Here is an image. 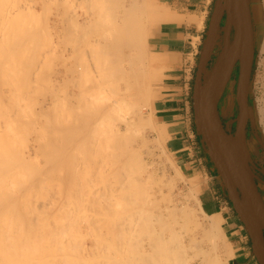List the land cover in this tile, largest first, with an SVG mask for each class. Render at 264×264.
Here are the masks:
<instances>
[{
    "label": "rangeland",
    "instance_id": "rangeland-1",
    "mask_svg": "<svg viewBox=\"0 0 264 264\" xmlns=\"http://www.w3.org/2000/svg\"><path fill=\"white\" fill-rule=\"evenodd\" d=\"M142 1H144V0H142ZM145 1H147V0H145ZM262 1H263V5H262V7H263L264 6V0H262ZM147 2L150 5L155 6V10H163L164 12H166L170 18V19H168V21H166V20L155 21L154 23H152L150 25V29L148 31V38H147V45H146L145 52H146L147 60H149L148 62L151 63V65H149L148 71L150 73H152L151 71H153V69H154L153 75L155 78H154L153 83H152V94L154 96L153 97V102H154V99L156 98L157 92L159 91L158 88L162 85V82L164 79V73L168 69L167 65H165L163 67L162 65L154 64V61L155 62L160 61V59L162 60V57H163V59L167 60V57H165L164 55L156 53V51L153 48V40L156 37L157 33L161 30V28L167 29L168 27H172V26H168V24L171 22H174L175 20L176 21H179V20L180 21H183V20L187 21V20H190L191 18H194L195 20H203V27L200 29L196 24L179 25V28L181 27L182 30L186 29L189 32L192 31V33L194 34L193 38H192V42H193L192 45L194 46L195 50H197L199 53L196 56H193L191 58H192V62H193V69H192L193 70V80L197 81L196 80L197 73L201 69H203L202 66H204L202 64H204L205 57H202V56L207 54L208 49L211 46V44L208 43V40L210 38L213 41V39H215V37L218 35V33H220L219 32V26H220L219 23H220V20H222L221 18H222V15H224V11L221 9L220 0H191L190 1V4H191L190 7H186L184 10H178L174 4V0H148ZM250 7L252 10V25H253V28L255 30L253 36H254V43H255V49H256V57L254 59L255 61H254V66H253V72H252V78H251V84H250V93H249V99H250L249 104H250V108H251V119H250V121H253V123L256 126H258L257 132L258 133L260 132L259 136H261V134L263 133V130H264V125H263L264 119L259 118L262 115L259 112V110H260V107L262 108V106L264 105V102H263L264 101V66L259 64V56L258 55H259V49H260L259 46L261 45V43H262L261 41L264 38V34H263L264 33V24H258L259 21H257V19L255 18V9H257L256 8L257 5H256V3H254L253 0L251 1ZM98 8L100 9V13H101V10H102V12H104L106 10V0H70V2H68L66 5H64L63 0H1L0 1V16H1L0 17V23L2 22L1 24L3 26L1 24L0 25L3 27V29H4L5 25H7V27L10 26L8 24L4 25V23H6V21L9 24H11L10 22H13V23L16 22L15 24H13L14 28L9 29L11 31H7V33L4 32L0 26V36H1V39H0V95L1 96H0V98L2 97V102L0 101V139L1 138L5 139L4 141L2 140L5 143L6 138H7V140H9L8 137H10V139H12V137L15 138V136H18L16 139H13L16 141H15V144L12 146V148H11L10 144L7 145V147L10 146V151L13 150L14 152L17 151V153L18 152L20 153V154L19 153L14 154L12 152V155L13 154H14V156L20 155V156H22L21 158L23 159V163H21V161H22L21 158L15 157L16 161L18 160L17 158H19V160H21V161L18 160L19 162L17 161V163L20 165V167L22 164V167L20 169L18 168L19 169L18 170L16 168L17 167L16 166L15 168L18 171L14 168V170L17 173V174H14V177L20 179L23 175H26V176L31 175L29 178H27V179H29V182L27 180L28 183H26V181H24L25 186L23 185L24 183L22 181L23 186L22 185L21 186L24 187L23 189L19 185L21 187L22 191L19 190V192L17 191L18 193H16L15 191H12V190H15V187H17L18 185L15 186L13 184L15 182H16L15 184H17V182L19 183V181H18L19 179L15 178L17 180L16 181L13 177V180H15V182L11 181L12 178L10 180V177H11L10 175L14 171L12 172V168H11V171H9V168L7 166H5L7 164L4 163V165H3V163L0 162V164L2 163L3 167L1 165L0 166L3 168V170H4V166H5V168L8 169L9 172H11V174H10L7 170H4V173L6 174V172H8L7 175L10 176L9 179L7 177H5L4 179L10 180V182L13 183V184L11 183L12 187L15 186L14 189L9 188L6 190H9V192L13 193L12 194L13 196L15 194L17 195V196L15 195L16 197H13L12 200H10V202H8V205L10 204L12 206V209L14 208L13 207L14 205H15V209H16V207L19 208V210H21V212H22V213L21 212L20 213L22 215L24 214L25 216H27V217H25L26 220L24 219L25 221H27L28 220L27 218H29V220L31 219V222H32L33 221L32 218H33V219H35L34 220L35 222H38L39 226H40V224H42L41 225L42 227L40 226L39 229L45 230L43 232V234L49 233V235L52 236L51 233H54L55 231H60V230L62 231L63 230L61 232V235H62V233H65V231H66V233L64 235H62L63 237L60 235L62 238H61V240H59L60 243L59 242L58 243L60 245H58V246H56V245L54 246L55 243H52L53 245H51L50 242H51V240H53V237L49 242V239L47 240V238H49L50 236L48 235L49 236L48 237L47 235H45V237L47 236V238L45 239V242L47 240L48 241L47 243L48 244L50 243V246H47L48 244H46L45 251L43 248L39 247L45 243L44 241H42L41 245L39 244V246H38L40 248V251H42V252H40V251L36 252V250H31L32 249V247H31V249H30L31 251H35L38 254V256H40V257L42 256L41 258H39L37 256L34 257L35 254L33 252V254H34V255L32 254L33 258L32 257H29V258H32L31 261L34 262V264H37L39 262L42 263L44 261H45V264H47L46 260H49L47 262H52L54 260L57 263H59V261H60V264H67L64 262H66L68 260H69L68 264H72V263H70V261H72V262L75 261L76 263L81 262L80 264H126V263H128L126 261V258L128 256L127 254H132L133 251L134 252L138 251V248L135 249L136 248L135 246L138 247V245H136V243H138L137 241H139L138 240L139 236H140V238L143 236L142 231L144 229V224H143L144 222L142 223L141 221H140V223H142L141 224L142 228L140 227V223H139L138 224L139 226L137 225L136 227H134V229L132 228L133 230L131 229L132 231H134L133 233H131L132 231L130 233L128 232L129 234L127 232L124 233V230L122 228V225L125 223V218L128 217L126 214H129V211L132 212V210L134 208L137 210L140 207V205L137 204L138 198L136 197V195H138V197H140L139 196L140 193L138 191L139 190L141 191V189L137 188L138 191L136 192L137 186H134L135 182L133 181V179H135V180H141L142 179L141 181H143V182H145L147 179L148 181H146V183H145V184H147L145 188H148L149 190L147 189L148 191H146V190L145 191L148 192L147 194H149V195H151L152 192L153 193L157 192L159 197H160V194H159L160 186H162L161 188H163L164 182L168 183V180L170 179L169 185L165 183L166 186L164 187V189H160V191H162L163 194L164 193L169 194L167 192H169L172 189L173 193H171V191H170V193L171 194L175 193L176 197H177L176 199H178L180 196V195L177 196V194L181 193L179 200L181 199L182 202H184V203L186 202L187 204L189 203L188 205L192 206V203L194 205V200L192 199L193 197H192L191 193L189 192V189L191 187L190 183L195 181L196 188H198L197 196H198V198H200L202 191L204 189V185L206 184V179L204 177H202L201 174H203V173L209 174L210 169L214 168L212 161L208 158L207 153L205 151V148L202 145L201 137H199V136L194 137V140L196 142V145H195L196 149L194 150V152H195V157L197 156V159H196L197 162H196V165L194 167L188 166V165L184 164L183 162L178 161L172 154H170L167 151V149L165 148V138L163 136L164 130H163V128H160L161 126L158 124V122L155 118L154 109L150 108L148 106H147V108H145V111H146L145 114H147L146 117H150V115H151V118L153 119V122H154V128L155 129H151L152 127L149 129L145 128V131H146L145 136L148 138L147 144H149L148 145L149 149L152 146V144H153V146L151 147L150 150L146 147H142V146L140 147L139 146L138 149H140V150L147 149V151H145V150L139 151L141 153H138V154L139 155L141 154V157H139L137 154L136 155L139 158L138 161L139 160H141V162L146 161V164H147L146 166H148L150 164H152V165L146 167L147 170L145 172V169H144L145 163L139 162L140 166L144 167V168L142 167L144 169L143 170L139 166V164L137 163L138 161H135L136 163L134 162V164H138V167H140V170H143L144 172L138 171L139 170L138 169L137 172L135 171L136 176H134V178H133L132 174H134L133 170H135L133 168L136 165H134L133 163L130 162V166L133 168L131 169V167H129V170L130 169L131 170H130V172L128 170V176H127L128 178H126L127 180H125L126 181L125 186L123 184H120V181H119L120 179L118 180V177H120V174H119L120 170L117 168L120 166L118 165L117 168H114L115 163L118 162L117 161L118 158L114 156L116 158V159L115 158L114 159L117 162H115V163L112 162L114 165L113 164L111 166L108 165V164H111L110 160L112 158L110 159V155L107 152H108V150L110 151V149H111L112 153H113V151L117 149V147H115V143H117V142L114 143L115 148H112V145H113L112 143L111 144L107 143V144H109V145H107V147H109V149H107V151L105 153H107V155H109L110 160H108V158H106V155H104V156H103V154L101 155V152L104 153L103 152L104 150L99 151L101 149V146H100L101 144L98 145L99 143H97V142H100V140L97 141L98 140V137H97L98 134L95 131H93L94 132L93 136H96V137H94V140L97 139L96 142L91 139L93 136L90 134V136H92V137L89 139H90V142L92 141V143H89V144L87 143L88 145L86 144V147L88 146L90 150L92 148L94 149V150H91L93 154H89V155H91V157H93L92 155H94L95 150H96L95 154L99 155V153H100L101 157L96 156V158H95V155H94L93 158H95V160L93 158L91 159V157H88L89 152L85 153V150H83V152L85 153L84 154L83 152H81V150L80 151H74L73 148H69V150L71 149L72 151L70 150L69 151L70 153L67 152V154H60L59 151L57 154L51 153L50 150L45 151V148H44V153L45 152L51 153V155L49 157H48V154L43 155L42 157L40 156V155H42V154H40L41 153L40 150L43 151V148H41V147H44V146H42V144L44 142H45L44 144H46V142L49 143L48 141H50V143H51V141H54V138L53 139L51 138L52 135L53 136L58 135V130H56V129H58V127L60 125L59 124L57 126V124L60 123L59 122L60 121L59 112H60V117L62 116V114H61L62 113V108H61L62 104H59V103H61V101H62L61 99H63V84L68 83L67 84L68 88L69 89L72 88V83L70 82L72 76H69V78H67V80H66L67 82L62 81V69H63L62 68L63 67L62 66V64H63L62 60L63 59H62V50L61 49L67 47V49H68L67 53H69L70 51L71 52L69 54H67V53L66 54L68 56L71 55L74 57L77 56V54L74 52L77 50L74 49L73 44H72V46L69 44V40H68L69 46L66 45L67 42H66V44H63V42H61L62 41L61 23H63V20L66 17H68L67 23H69V25L72 27L73 26L72 23L74 22V20H77L74 17H76V15L77 16L78 15L84 16L85 13H86L85 15L91 16V23H92V21L97 20L98 16L100 15V13L98 14V12H99ZM10 13L14 14V15H12V17H14L13 19H15L14 21L13 20L9 21L11 18L5 19V16H6V18H8L7 15ZM4 14H6V15H4ZM3 16H4V20H6V21H3ZM9 17H11V16H9ZM171 20H174V21H171ZM80 21L82 22V19H80ZM160 25H163V26H160ZM91 26L92 25L87 26V27H91ZM8 28H10V27H8ZM155 28H157V29H155ZM5 29H7V28H5ZM26 31L28 32V34H26ZM29 31H30V33H29ZM208 31H209V33H207ZM8 32H9V34H8ZM10 34H11V36L12 35H14V36L8 37ZM201 34H203L204 37L200 39L197 37V35H201ZM6 35H8V36H6ZM24 35H25V37H24ZM15 36L17 38H18V36H20L18 38L19 41H17L18 43H16V37ZM21 36L25 39H21L22 38ZM13 37H15V39ZM9 38H11L10 42H12V40L14 39L13 42L15 43V45H14V43L12 44L10 42L6 43L7 41L10 40ZM5 40H6V42H5ZM20 40L23 42H21ZM19 42H21V43H19ZM9 43L12 45V47L9 46ZM19 44H20V46H19ZM64 45H66V46H64ZM18 50H19V52H18ZM47 55H48V57H47ZM71 56L70 57L66 56L67 63L69 65L71 63L70 67L73 66V64H72L73 62H75V64H76V58H77L76 57L75 60H73L74 57L72 58ZM68 59H69V61H68ZM200 60H203V62H201ZM196 84L197 83H195V86H196ZM236 86L237 85L235 84V82H232L229 84L228 88L226 89L225 96L219 104V114L222 118L223 123L226 126V129L231 134L235 133L236 118H237L238 112H239L238 104L236 101ZM17 95L20 98V100H21V97H23V96L25 99L23 98V101H19V98H18V102H16L14 97L16 98ZM28 96L34 97V98L29 97L30 99H28ZM9 97H11V99H14V100H11ZM58 97H59V99H58ZM6 98H7L8 102H6L7 101ZM83 102H90L91 103V100H87V101H83ZM32 103H33L34 107L32 106ZM15 108H17V109L14 110ZM15 111L19 112V113L17 114ZM13 112L17 114V121L18 122H20V123L22 122V123H24V125L27 124L28 126H30V124H31L32 130H30V131L27 130L28 132L22 133L21 131L25 130V128H27L26 127L27 125L23 129L24 125L21 124L22 128L21 127L20 128L23 130L20 131L22 133V135L20 134V136H19L18 135L19 133L15 132L17 129V128L15 129L17 122L15 121L16 116L14 115ZM54 112H55L56 117L53 115ZM13 115H14V117H13ZM52 116H54L55 119L59 118V121L58 120L56 121L55 119H53ZM260 119H262V120H260ZM54 120H55V122H54ZM18 125H19V123H18ZM52 125H53V127H52ZM46 129H47L48 134L45 133ZM51 129L54 130V132ZM147 129L151 130V131H147ZM18 130H20V129L18 128ZM32 131L34 132V134ZM43 131H45L44 133L49 136L48 138L44 137L45 134L43 133ZM98 131H99V129H98ZM101 131H103V130H101ZM161 131H162V134H160ZM49 132H51V134ZM90 132H91V129H90ZM103 133H102V136H103ZM49 134L51 135V137ZM102 136L100 138H102ZM161 136H162V139H161ZM109 137L110 136H108V134H107V137H105V140H106V138H109ZM261 137L263 139L264 135L262 134ZM58 138H57V140H58ZM249 138H247V146H249V142H250V147H251L253 144V140H255L256 138H254V135H252L250 132H249ZM110 139H108V141ZM154 139L156 142L154 141ZM13 140H12L11 144L14 143ZM122 140L124 141V139H122ZM132 140H135V139L132 138ZM9 141H7V144L9 143ZM41 141L43 143H41ZM62 142L63 141H56V138H55V143L52 142L53 147H51L52 145H50L52 152L54 151L53 148H55L57 145H58L57 147L59 148L60 147L59 144H61ZM105 142H107V141H105ZM105 142H104V144H105ZM110 142H112V140H110ZM130 142L132 144L130 143V145H129V143H128V145H127V142L124 141V144L127 145V146L124 145V148L127 149V147H128V149H131L132 146L136 145L135 141H134L135 143L132 142L131 140H130ZM4 143H1L0 146L2 144L5 146ZM94 144H95V146H94ZM156 144H158V145H156ZM3 145L1 146V147H3V149L0 147V150L2 149L0 151L1 152L0 154L2 155V151L4 150L3 155L5 154V158H8V157H10V152H7V154H6L5 149L7 147L5 146V149H4ZM45 146H47V145H45ZM48 147H49V144H48ZM57 147L55 148V150H57ZM63 149H61V151H64V150L68 151L66 149H64V150ZM76 149L78 150V148H76ZM59 150H60V148H59ZM247 150H248V147H247ZM86 151H88V150H86ZM118 151H120V150L115 151L116 154H118L117 153ZM148 151H150V153H148L149 155L147 156ZM75 152H79V153L76 154ZM128 152H129V150L127 151L126 154L130 153L129 156L131 155V158L136 156V155H134L133 151L129 152V153ZM80 153H81L80 157L83 158V160H85V161L82 160L83 162H80L81 161V158L79 157ZM131 153L134 156H132ZM142 153L143 154L145 153L146 156H145V154L143 156ZM64 155L65 156L68 155V156L65 157ZM71 155L74 157H72ZM113 155H115V153ZM113 155H111V156H113ZM63 156H64V158H63ZM75 156H78V158ZM85 157H86V159H84ZM75 158L78 160H76ZM79 158H80V160H79ZM98 158L99 159L106 158V161L108 160L107 161L108 166L105 164V162L103 160L101 161ZM2 159H0V160H2ZM9 159L10 158H8V160ZM12 159H14V158H12ZM56 159L58 161L61 159L59 161V163L61 161H63V164L60 165L62 162L60 164L58 163V161L55 162ZM73 159H75V161H79V163H82V164H80V166H79V164H77V162H75ZM129 159H130V157H129ZM8 160H5L4 162H6V161L8 162ZM64 160H66V161H64ZM67 160H69V161H67ZM121 160H120V162L122 165ZM10 161L12 164L13 160L10 159ZM64 162H66V164ZM123 162H124V164L128 163L125 160ZM17 163L15 162L16 165H18ZM56 163H58V164H56ZM8 164H10V163H8ZM64 164H65V167H64ZM131 164H133V165H131ZM30 165L36 166V169H33L31 171L30 169H32V168H29ZM53 165H56V166L59 165V166H58V168H56V167L54 168ZM11 166L13 167V165H11ZM101 166H103V167H101ZM1 167H0V170H1ZM49 167L50 168L53 167L54 171L50 172L49 169H47ZM106 167H107V169H106ZM44 168L49 171V174L50 173L52 174L51 175L52 177H50L48 175L50 177V179H48L49 177L47 179H45L46 178L45 175H47V174L44 173V171H43ZM112 168L116 169V170H113ZM127 168H128V166H127ZM255 168H256V166H255ZM91 169H94V170H91ZM152 170H153V172H157V173L156 174L153 173ZM163 171H164V173H163ZM2 173H3V171H2ZM42 173H44V175ZM46 173H48V172H46ZM96 173H98V174H96ZM116 173L119 175H117ZM146 173H148V174H146ZM255 173L259 177L257 170L255 171ZM5 174L3 175V177L5 176ZM20 174L22 175L21 177L19 176ZM36 174H39V176H37ZM123 174H124V172H123ZM150 174H152V175H150ZM0 175H2V174H0ZM16 175L19 177H17ZM32 175H34V176L36 175L35 177H37L38 179L40 177H44V180H46V182L42 181L43 178L39 179V180L36 178L38 181H36L34 178L31 179ZM130 175H131V177H129ZM138 175H140L141 179H140V177H138V179H137ZM26 176L25 177L23 176L24 180H26ZM147 176H148V178H146ZM150 176H153L154 178L150 179ZM159 176L163 177L167 181H165L164 179H163L164 180L163 181ZM116 178H117V180H116ZM259 178H260V181L257 182L258 187H260V188H262V190H264V184H263L264 180L261 179V177H259ZM4 179L2 178V180H4ZM121 179H122V177H121ZM131 179H132V182H131ZM160 179L162 180L161 184L163 182V185H160V182L158 183V181ZM153 180H154V182L157 181V182H155L156 185H157V183L159 184L157 186V187H159L158 189H157V187L155 189L156 185L153 183ZM7 181H6V183H7ZM33 181H35L36 183H38L39 181H42V183H44V184L46 183L47 185L45 184L43 186V184H42V186H40L41 183L39 182L40 184H38V186H36L34 183V186H32V188L35 186L38 188H36V190L33 189L34 190V192H33L32 188H30L31 185H33V184H31ZM172 181H173V185L170 184V183H172ZM10 182L6 184L7 187L11 186ZM117 182H119L120 185H123L124 187H127V188L126 189L124 188L125 191L122 189L123 188L122 186H120V187H122L121 191L119 188H115L116 191H114L115 193L113 195V193H112L114 190L113 188L115 186V183H117ZM140 182L137 181V183H136V184L140 185L138 187H141ZM4 183H3V185H4ZM48 183H50V185H48ZM128 183H131V184L128 185ZM20 184H21V182H20ZM119 184H118V186H119ZM0 185H1L0 191H2V186H3L2 182H0ZM19 186H18V189L20 188ZM129 186L131 187V189L133 188L132 194L135 193V195H132V197L134 199L129 197V199H133L132 200L133 202L131 205L134 206L133 203H135V206L138 205L134 208L129 205L130 200L128 202V198H127L128 194L125 195L127 198V202L125 200V197L123 198V195H124L123 193H127V191H129V189H128V188H130ZM132 186H134V187H132ZM152 186H154V187H152ZM4 187H3V189L5 190L6 187L5 188ZM28 187L31 190H27L26 188H28ZM142 187H144V186H142ZM149 187H151V188H149ZM168 187L170 188V190ZM171 187H173V188H171ZM103 188L106 191L105 190L103 191ZM153 188H154V191H152ZM111 190H112L111 193L113 196L110 193ZM119 191L122 193H120ZM3 192L4 191H2V194H4V193L6 194V191L4 193ZM146 192H145V194H146ZM8 193L6 195L10 194V197H12L11 193H9V194ZM116 193H118V194H116ZM142 193H143V191H142ZM5 194H4V196H5L4 198L7 197ZM147 194L146 195L141 194L142 196H145V197L147 196L148 198L141 199V200L139 198L140 203H142V200L143 201L147 200L148 202L146 201V203H148V205H149L150 204L149 202L153 203L154 202L153 200H158V198H159L158 197V198L154 199V197L156 195L155 194L154 197L151 196L150 197L151 199H149V195H147ZM186 194H187V196H186ZM158 195H156V197ZM182 195L185 197H182ZM173 196H175V195H173ZM28 197L31 198L32 200L27 199ZM14 198H15V200H14ZM4 200H6V199H4ZM134 200H136V202ZM26 201H29V202H26ZM30 201L32 203V207L30 205L31 204ZM158 201H157V203H158ZM25 203H27L26 204L27 207L30 206L31 208L30 207L27 208ZM28 203H30V204L28 205ZM38 203L40 205L37 208ZM43 203L45 205L43 207H40L41 204H43ZM146 203L145 204L142 203V206L144 207V209H145ZM156 204H154L155 206L152 205L153 207L150 205L151 208H150V206H149V208L148 207H146V208H148L150 211H151V209L154 210V207H157ZM161 204H163V203L161 202ZM10 205H9V209L12 210L10 208L11 207ZM24 205L26 208H24ZM135 209H134V211H136ZM142 210L143 209L138 210V212H132V213H134V215H135V213L139 214V212ZM147 210H145L144 212H146ZM17 211L18 210L16 209L15 212H17ZM15 212H14V210L9 212V213H11V215H9V217L11 216L9 220H11V218L13 217V214ZM144 212H142V213H144ZM154 212L155 211H153V213ZM4 214H6V213H4ZM15 214L17 215V217H13V219L17 218L19 220L18 217L22 216V215H18L17 213H15ZM130 215H131V217H133V218H130V220L133 219V221H134V218L136 219V217L138 216L137 214H136L137 216L136 215L132 216V214H130ZM130 215H129V217H130ZM197 215H198L197 220L200 223H205L209 220L208 218H205L201 214H197ZM6 218H7V216H6ZM21 218H23V216ZM15 219H14V221H15ZM118 219H119V221H118ZM120 219L121 220L124 219V220H122V222L124 221L123 224H122ZM9 220H7V221H9ZM7 221H5V222H7ZM14 221H13V223H16L15 226H17L18 225L17 222L16 221L14 222ZM22 221H23V219H21L19 221L20 224L18 226H20L19 229L22 228L25 230L26 229L25 227H27L28 225H26L25 223H24L25 226H24V224L22 225V223H21ZM116 221H117V228H116V230L113 231V229H111L110 225L112 224V222L115 223ZM35 222H32V224L33 223L35 224ZM120 222H121V224H120L121 229H119V227H118V224ZM38 225L36 224L35 225L36 227H34V228L35 229L38 228ZM139 227L142 230H140ZM19 229L17 228V230L16 229L15 230L18 231ZM39 229H36V230H39ZM41 230H39V231H41ZM110 231H111V233H110ZM55 234L57 235L56 232H55ZM56 235H54V237H56V238L59 237L58 235L57 236ZM128 235H129V239L126 238ZM43 238H44V236H43ZM57 239L54 238L53 241L56 242ZM127 241L130 244L133 243L132 245H130L131 247L129 246ZM217 242H218L217 249L211 250L212 252L210 251V253L214 254V256L219 261V264H228V260H229L230 256L227 253L228 247H229L227 238H223L222 236H220L218 234ZM37 245H35V247ZM43 246H45V245H43ZM205 247H206V244L203 246V248H204V251L208 253L210 250V247L209 248L208 247L205 248ZM128 248H130V251ZM42 253L46 257V259H43L44 256L41 255ZM28 254H31V253H28ZM201 258H202V255H200V259ZM41 259H42V261H39ZM54 261H53V263H55ZM18 263H20V262H18ZM203 264H207V263H203Z\"/></svg>",
    "mask_w": 264,
    "mask_h": 264
},
{
    "label": "bare ground",
    "instance_id": "bare-ground-1",
    "mask_svg": "<svg viewBox=\"0 0 264 264\" xmlns=\"http://www.w3.org/2000/svg\"><path fill=\"white\" fill-rule=\"evenodd\" d=\"M147 1H145V0L144 1H142V0H106V10L104 12H102V10H101V13H100V9L98 8V10H99L98 14L100 13V15L98 16L97 20L92 21L93 24L91 23V16L85 15L86 13L84 14V16L83 15H80V16L76 15V17H74V18H76L77 20H74V22L72 23L73 24L72 27L69 25V23H67L68 17H66L63 20V23H61V37H62L61 42H63V44H66V42H67L66 45H68V40H69V44L71 46L73 44L74 49L77 50V51H74L77 54V56H76L77 58L70 55L72 58L74 57L73 60H75V58H76V64H75V62H73L72 63L73 66L70 67L71 63H70V65L67 63L66 56L70 57L67 54H69L71 51L69 53H67L68 52L67 47L61 49L62 50V59H63L62 60L63 61V64H62V66H63L62 67L63 68L62 69V81L67 82L66 81L67 78H69V76H72V78L70 77L71 78L70 82L72 83V88L71 89L68 88V86H67L68 83L63 84V99H61L62 101L60 100L61 103H59V104H62V107H61L62 108V113H61L62 118L60 117V112H59L60 121H59V118L55 119V117H56L55 112L53 114L55 117L52 116L53 119H55L56 121L58 120L60 122L57 124V126L60 124L58 129H56V130H58V135H56V136L52 135V137H51V135H50L51 132H49L50 137L52 139L54 138V141H51V143H50V141H48L49 143L46 142V144H44L45 142L43 143L41 141V143H43L42 146H44V147H41V148H43V151L40 150V152H41L40 154H42V155H40L41 157L43 155H46V154H48V157H49L51 155V153L57 154L58 151L60 152V154H67V152H69L71 150V149L69 150V148H73L74 151H80L81 150V152H83V150H85V153L89 152L88 155L93 154L91 150H94V149L92 148L90 150L88 146L86 147V144L92 143V141L90 142L89 138H91L94 135L93 131H95L98 134V136H97L98 140L97 139L96 140L97 141L100 140V142H97V143H99L98 145L101 144L100 145L101 149L99 151L104 150L103 152L105 153L107 151V149H109V147H107V145H109V144H107V143H110V144L112 143L113 144L112 148L117 147L116 150H120L117 152L118 154H116V152H115L116 150H114L113 153H112L111 149H110V151L108 150L107 153H109L110 159L112 158L111 160L109 159V155H107V153L104 154L101 152V155L102 154H103V156L106 155V158H108V160L111 161V164H108L110 166L113 164L112 162H114V163L117 161L119 162V163L117 162V163H115V165L114 164L113 165H114V168H117L118 165L120 166L117 168L121 171V172L119 171L120 177L117 176V175H119V174H117L118 172L116 173L117 174L116 176L118 177V180L120 179L119 180L120 184H123L125 186V184H126L125 180H127L126 178H128L127 177L128 176V170H129V167H131L130 162L134 164L135 161H138V159H139L138 156L141 157V154L139 155L138 153H141L139 151H142L143 149L142 150L138 149L139 146L140 147L141 146L146 147L149 149V147H148L149 144H147L148 138L145 136L146 135L145 128L149 129L152 127L151 129H155L154 128V122H153V119L151 118V115H150V117H146L147 114H145V112H146L145 108H147V106L154 109V102H153L154 96L152 94V83H153V80L155 78L153 75L154 69H153V71H151L152 73H150L148 71L149 65H151V63L148 62L149 60H147L146 52H145L146 45H147L148 31L150 29V25L152 23H154L155 21H157V20L168 21V19H170L166 12H164L163 10H155V6L150 5ZM63 2H64V5H66L68 2H70V0H63ZM237 3H238V6H240L242 8L243 45H244L243 50H245L246 56L251 58V56L253 55V52L255 50V43L253 45L252 41L249 39L251 22H250V16H249V11H248V5L250 4V0L249 1L248 0H237ZM220 4H221V9L224 11V7L221 3V0H220ZM256 8L257 9H255V18L257 19V21L262 22L264 24V6L263 7L257 6ZM6 14H4V15H6ZM250 14H251V19H252L251 7H250ZM8 15L11 17H9ZM8 15H7L8 18H6V16H5V19L11 18L9 21L15 20V19H13L14 17H12V15H14V14L10 13ZM80 19H82V22L80 21ZM3 21H6V20H4V16H3ZM171 21H174V20H171ZM10 23L11 24L7 23V21H6V23H4V25L5 24L10 25V26H8L10 28H8L7 25H5V27L3 29V27H2L3 25L2 24H1L2 26L0 25L4 32L7 33V31H11L9 29L14 28L13 24H15L16 22L15 23L10 22ZM188 23H189V21H188ZM194 23L199 27V29L203 27V20H195ZM90 25H92V26L87 27ZM5 28H7V29H5ZM29 33H30V31H29ZM8 34H9V32H8ZM26 34H28L27 31H26ZM25 35H24V37H25ZM6 36H8V35H6ZM12 36H14V35H12ZM12 36L10 34L8 37H12ZM15 37H13V38L15 39ZM19 37L20 36H18V38ZM18 38L16 37V43H18L17 41H19ZM0 39H1V36H0ZM9 39H10L9 41L6 42V40H5V42L6 43L10 42L11 38H9ZM21 39H25V38L22 37ZM13 40L10 43L13 44L14 43ZM21 42H23V41H21ZM21 42H19V43H21ZM261 42L262 43L259 46L260 49H259V55L258 56H259V64L264 66V38ZM10 43H9V46L12 47V45ZM14 45H15V43H14ZM66 45H64V46H66ZM19 46H20V44H19ZM18 52H19V50H18ZM47 57H48V55H47ZM69 59H68V61H69ZM166 62H167V60L163 59V57H162V60L160 59V61H157V62L154 61V64L164 65V63H166ZM29 97L30 96H28V99L34 98V97H30V98ZM9 98L11 99V97H9ZM18 98H19L18 95L16 98L14 97L16 102H18ZM23 98H24V96L21 97V100L19 98V101H23ZM14 99H11V100H14ZM58 99H59V97H58ZM6 100H7V98H6ZM87 100H91V103L90 102H83V101H87ZM0 101L2 102V97L0 98ZM6 102H8V100ZM32 106L34 107L33 103H32ZM16 109L17 108H15L14 110H16ZM259 112L262 114L261 117H259V118L264 119V105L262 106V108L260 107ZM16 113L18 114L19 112H16ZM16 113H14V115L16 116L15 121L17 122V125L15 127V129L16 128L17 129L15 132L19 133L18 135L20 136V134L22 135V133L28 132L27 130H29V131L32 130V127H31V124H30V126H28L27 124L24 125V123L18 122ZM14 115H13V117H14ZM262 119H260V120H262ZM55 120H54V122H55ZM18 123L20 126L18 125ZM21 124L24 125L23 129L25 128L26 125H27L26 126L27 128H25V130L21 129L22 128ZM263 125H264V123H263ZM52 127H53V125H52ZM18 128L20 130H18ZM160 128H162V127H160ZM47 129L45 130L46 132L43 131V133L45 132L48 134ZM90 129H91V132H90ZM98 129L100 132L98 131ZM148 129H147V131H151ZM21 130H23V131H21ZM101 130H103V131H101ZM52 131L54 132V130H52ZM102 133H103V136H102ZM33 134H34V132H33ZM47 134H45L44 137L48 138L49 136ZM90 134L92 136H90ZM107 134L110 137L106 138V140H105V137H107ZM160 134H162V131ZM100 135L102 136V138H100L101 137ZM163 136H164V133H163ZM17 137L18 136H15V138L12 137V139H10V137H8V139L10 141L7 140V138H6L5 143L3 142L5 139L1 138L0 142L4 143L6 147H7V145L10 144V146L12 148V146L15 144V141H16L13 139H16ZM94 137H96V136H93L91 139L96 142V140H94ZM55 138H56V141H63V142L61 144H59L60 150L57 147L58 146L57 145L56 146L57 150H55V148H56L55 147V148H53L54 151L52 152V150H51V147H53L52 142L55 143ZM57 138H58V140H57ZM132 138H134L135 140H132ZM164 138H165V136H164ZM108 139L112 140V142H110V140L108 141ZM122 139H124V141L127 142V145H128V143L130 145V143H131L130 140L132 142L135 141L136 145L132 146L131 149H128V147L126 149V148H124V145H126V144H124V141ZM161 139H162V136H161ZM12 140L14 142L13 144H11ZM104 140L107 142H105ZM7 141H9L8 144H7ZM120 141L121 142L123 141V142L121 143ZM154 141H155V139H154ZM104 142L106 145L104 144ZM115 142H117V143H115ZM114 143H115V147H114ZM48 144H49V147H48ZM45 145H47V146H45ZM50 145H52V146L50 147ZM156 145H158V144H156ZM5 146H4V149H5ZM10 146L6 148L8 151L5 149V152H6V154H7V152H10V157H8V158L13 160L12 164H11L10 159L8 160V158H5V154L3 155L4 150L2 151V155L4 157L0 154V159H2V158L4 159V160L3 159L0 160V162H2L3 165H4V163L7 164L5 166H7L9 168V171H11V168H12V172L14 171L11 174V172H9L8 169H6L4 166V170H7L11 174L10 175L11 177H10L7 175L8 172H6V174L4 173V170L2 168L3 167L2 163L0 164L2 166V167L0 166L1 170L3 171V173H2V171L0 170V172H1L0 174H2V175H0L1 176L0 182H2V185L5 182L4 185L2 186V191H4V192L6 191V194L9 192V190H6V189H9V188L14 189V187L16 185L21 186L22 181H23V183H24V181H26V183H28L29 179H27V178H29L31 176V175H29V176L27 175L28 176L27 177L26 175H23L24 177L26 176V180H24V177L21 174L19 176L20 177L22 176L23 178L21 177L19 179V178L14 177V174H17L16 171L14 170V168L16 166H17L16 167L17 169L18 168L20 169L22 167V164L20 167V165L17 163L19 158H21L22 156H20V155L14 156V154L17 153V151H15V152L13 150L10 151ZM94 146H95V144H94ZM152 146H153V144H152ZM62 147L63 148L65 147L64 149H66L68 151H65ZM151 147H150V149H151ZM1 148L3 149V147H1ZM44 148H45V151L50 150L51 153H47V152L44 153ZM76 148H78V150ZM61 149H63L65 152L61 151ZM86 150H88V151H86ZM128 150H129V152L133 151L134 155L137 154L138 156L137 155L134 156L131 153L132 156H134L131 158V155L129 156V154H130L129 152H128L129 154H126ZM144 150L147 151V149H144ZM95 151H94V155L96 158V156L97 157L100 156V153H99V155H97V154H95L96 153ZM12 152L14 153L13 155H12ZM75 153L78 154L79 152H75ZM114 153H115V155H113ZM148 153H150V151L147 152V156L149 155ZM144 154H143V156H144ZM80 155H81V153L79 154V157H80ZM94 155H92V156L94 157ZM111 155H113V156H111ZM64 156H63V158H64ZM66 156H68V155H66ZM114 156L118 158L117 161H115L116 158ZM128 156L130 157V159ZM145 156H146V154H145ZM11 157L14 159H12ZM15 157H19V158H17L18 159L17 161H16ZM72 157H74V156H72ZM75 157L78 158V156H75ZM86 157L84 159H86ZM88 157H91V155H89ZM93 157H91V159ZM80 158H79V160H80ZM95 158H93V159L95 160ZM106 158H104L105 160L104 159H99V160H101V161L103 160L105 162V164L107 165L108 160L106 161ZM75 159H73V160L75 161ZM5 160H8V162L7 161L4 162ZM21 160H19V161H21V163H23L22 158H21ZM76 160H78V159H76ZM82 160H83V158H81L80 162L85 161V160H83V161ZM120 160L122 161V165H121ZM124 160L128 163L124 164V162H123ZM56 161H58V160L56 159L55 162ZM59 161H58V163H59ZM64 161H66V160H64ZM67 161H69V160H67ZM15 162L18 165H16ZM61 162H60L61 164L59 163L60 165L63 164V161H61ZM75 162H77V164H79V166H80V164H82V163H79V161H75ZM139 162L145 163L144 164L145 168L143 166H140ZM8 163H10V164H8ZM58 163H56V164H58ZM64 163L66 164V162H64ZM137 163L139 164V166L141 168L143 167L145 169V172L147 170L146 167L152 165V164H150V165L146 166L147 165L146 161L141 162V160H139ZM65 164H64V167H65ZM133 164H131V165H133ZM138 164H134V165H136V166H134V168L131 167V169L132 168L135 169V170H133L134 174H132L133 178H134V176H136L135 171L137 172L138 169H139L138 171L144 172L143 168H142L143 170H140V167H138ZM11 165H13V167ZM126 165L128 166V168ZM58 166L59 165H57V166L53 165L54 168L55 167L58 168ZM53 167H51L52 169L50 167L47 169H49V171L52 172V171H54ZM101 167H103V166H101ZM135 167L136 168L138 167V168L136 169ZM29 168H32V169H30L32 171L33 169H36V166L30 165ZM44 169H43L44 173L47 174V175H45V177H46L45 179H47L49 176L52 177L51 176L52 174L51 173L49 174V171L47 169H45V170ZM94 169H91V170H94ZM106 169H107V167H106ZM113 170H116V169H113ZM130 170H129V172H130ZM45 171L48 173H46ZM164 171H163V173H164ZM123 172H124V174H123ZM152 172H153V170H152ZM44 173H42V174L44 175ZM153 173L156 174L157 172H153ZM4 174H5V176L3 177ZM96 174H98V173H96ZM146 174H148V173H146ZM152 174H150V175H152ZM36 175L39 176V174H36ZM19 176H17V177H19ZM35 176L32 175L31 179L34 178L36 181H38L39 179L43 178L42 181L46 182V180H44V177H40L38 179ZM5 177H7L8 179L10 177V180L12 178L11 181H14V182L16 179H19L18 180L19 183L17 182V184H15L16 183L15 182L13 184L12 182H10V180L7 179L11 185V186L7 187L6 184L9 182L4 179ZM13 177H14V179L15 178L16 179L13 180ZM50 177L48 179H50ZM121 177H122V179H121ZM129 177H131V175ZM138 177H140V175L137 176V179H138ZM2 178L4 180H2ZM146 178H148V176ZM152 178H154V177L150 176V179H152ZM160 178L162 180L164 179L163 177H160ZM132 179H131V182H132ZM140 179H141V177H140ZM161 179L158 181V183L160 182V185H163V182L161 184V181H162ZM27 180H28V182H27ZM116 180H117V178H116ZM141 180L133 179V181L135 182L134 186H137L136 189L137 188L141 189V191L140 190L138 191V189L136 190V192L138 191L140 193V195H139L140 197H138V195H136V197L138 198L137 204L140 205L139 208L137 207L138 208L137 210L134 207H136L138 205L135 206V203H133L134 206L131 205L133 202L132 200L134 199L132 197V195H135V193L132 194L133 188L131 189V187L129 186L130 187V188H128L129 191H127V193H123L124 194L123 198L125 197L126 202H127V198H128V202L130 200V204L129 203L128 204L136 210V211H134V209H133L132 212H138V210L143 209L142 211L139 212V214L135 213V215L137 214L138 216L136 215L137 217H136V219L134 218V221H133V219L130 220V218H133V217H131L130 214H132V216H135L134 213H132L130 211H129V214H126L128 217L125 218V223H124V221L122 222V220H124V219H122V220L120 219L122 224L124 223L122 225L124 233L125 232L130 233L134 229V227H136L140 223V221L142 223L144 222L143 223L144 229L142 231L143 236L141 237L142 239L139 236V239H138L139 241H137L138 243H136V245H138V247L135 246L136 247L135 249L138 248V251H135L136 252L135 253L132 250L133 251L132 254H127L128 256L126 258V261L128 263H126V264H203V263L219 264V261L217 260V258L214 256V254L210 253V251L213 249L216 250L218 247V242H217L218 234L220 236H222L223 238H226V236L224 234V230L222 229V226H221L223 220H222L220 215L211 216V215H208L204 212V210L202 209V206H201L200 198H198V196H197L198 188H196L195 181L190 183L191 187L189 189V192L191 193V195L193 197L192 199L194 200V205L192 203V206H190V205H188L189 203L188 204L186 202L184 203V202H182L181 199L179 200L181 193L177 194V196L178 195H180V196L178 199H176L177 198L176 194L175 193L171 194L173 192H172V189L170 190L169 187L168 188L171 191V193H170V191L167 192L169 194L164 193L165 194L164 195L162 193V191H160V189H164V187L166 186L165 183L169 185L170 179L168 180V183L164 182L163 188H161L162 186H160V188L157 187L159 184L157 183V185H156L155 182H157V181L154 182V180H153V183L156 185L155 189H156V187H157V189L159 188L160 197H159L157 192H156L157 194L152 192L153 195L147 194L148 192H146V191H148L149 189L145 188L147 185L145 183L148 180L146 179L145 182H143ZM6 181H7V183H6ZM42 181H39L41 183L40 186H42V184H43V186L46 184V183L45 184L42 183ZM137 181H139V182L141 181L140 182L141 187H138L140 185L136 184ZM165 181H167V180H165ZM20 182H21V184H20ZM39 182L36 183L35 181H33L31 183L33 185H31L30 188H32V186H34V183L36 186H38V184H40ZM11 183L15 186L12 187ZM118 184H119V182L115 183V186L113 188L114 190L112 189L113 192H112V190L110 191V193L112 192L113 195L115 193L114 191H116L115 188H119L120 191H121L122 187H123L122 188L123 190H124V188L125 189L127 188V187H124L123 185H120V184L118 186ZM129 184H131V183H128V185ZM170 184L173 185V181ZM23 185L25 186V183ZM48 185H50V183H48ZM18 186L15 187V190H12V191H15L16 193H18L19 190L22 191V189L24 187L21 186L22 187V189H21V187L19 186L20 188L18 189ZM36 186L32 188L33 192H34V190H36V188H38ZM120 186H122V187H120ZM134 186H132V187H134ZM142 186H144V187H142ZM3 187L5 188V190L3 189ZM152 187H154V186H152ZM0 188H1V185H0ZM28 188H26V189L31 190L30 188L29 189ZM149 188H151V187H149ZM171 188H173V187H171ZM104 190L105 189L103 188V191ZM2 191H0V264H30V263L34 264V262L31 261V259L33 258V256H32L33 252L35 254V255L33 254L34 257L37 256V257L41 258L42 256L41 257L38 256V254L36 252L40 251V248H43L45 251L46 244H48L47 240L49 239V242H50L52 237H53V240H54V238L55 239L58 238L57 239L58 241L56 240V242L58 243L59 240H61V238L63 237L62 235H64L66 233V231L64 230L65 233H62V235H61V232L63 230L62 231L61 230L55 231L60 238L54 237V235H56L55 232L51 233L52 236L49 235V233L43 234V232L45 230L39 229L42 224H40V226H39L38 222H35L34 221L35 219H33V218H32V220H33L32 222H35V224L33 223L34 225L32 224L31 219L29 220V218H27L28 220L25 221L26 220L25 217H27V216H25L24 214L22 215L21 210H19V208H17V207H16V209L19 212L18 211L15 212L16 211L15 205L13 206L14 208L12 209V206L9 204L11 206L10 208L12 210L9 209L8 202H10V200H12V198L16 197L17 195L15 194L16 196L15 195L13 196L12 195L13 193L9 192L12 195V197H10L9 193H8L9 195H6L3 192L7 196L6 198H4L5 196H4V194H2ZM142 191H143V193H142ZM152 191H154V188L152 189ZM145 192L147 195H149V199H151L150 198L151 196L154 197L155 194L158 195L157 197L155 195L154 199L159 197L158 198L159 201L153 200L154 202L153 203L149 202L150 204L148 205V203H146L147 200L146 201L142 200V203H144V204L146 203V206L144 205L145 206V209H144V207L142 206V203L139 202V198H140V200L148 198L147 196L146 197L142 196L143 194L146 195ZM112 193H111V195H112ZM120 193H122V192H120ZM116 194H118V193H116ZM125 195H127L128 197L126 198ZM173 195H175V196H173ZM186 196H187V194H186ZM129 197L133 198V199H129ZM182 197H185V196L182 195ZM4 199H6L7 201ZM27 199L30 200L31 198L28 197ZM14 200H15V198H14ZM136 200H134V201L136 202ZM157 201H158V203H157ZM26 202H29V201H26ZM161 202L163 204H161ZM30 203H31V201H30ZM30 203H28V205ZM26 204L27 203H25V205ZM154 204H156L157 207H154V210L151 209V211H150L148 209L149 206L150 205L155 206ZM25 205H24V208L27 207V205H26V207H25ZM30 205L32 207V203ZM39 205L40 204L38 203L37 208L39 207ZM44 205L45 204L43 203V204H41L40 207H43ZM151 206H150V208H151ZM29 207L30 206H28L27 208H29ZM146 207H148V208H146ZM13 210L18 215L23 216V218H21L22 216L18 217L19 220L16 218L18 221L15 218L14 219L18 225L20 224L19 221L21 219H23V221L21 222L22 225L24 223L26 225H28L27 227H25L26 228L25 230L22 228L19 229L20 226H18V225L15 226L16 223H13V221H14L13 217H17V215L15 213L13 214V217L11 218V220H9L11 217V216L9 217V215H11V213H9V212H11ZM145 210H147V211L144 212ZM153 211H155V212L153 213ZM142 212H144L145 214ZM4 213H6V214H4ZM197 214H201L205 218H208L209 220L205 223H200L197 220L198 219ZM129 215H130V217H129ZM6 216H7V218L8 217L9 218L7 219ZM7 220H9V221H7ZM5 221H7V222H5ZM118 221H119V219H118ZM121 222L118 224L119 229H121L120 228ZM142 223H140L141 228H142V225H141ZM25 224H24V226H25ZM36 224L38 225V228H36V229H39L41 231L36 230L34 228V227H36L35 226ZM110 227H111V229H113V231L116 230L117 221L115 223L112 222ZM140 227H139V229H140ZM17 228L19 229L18 231H16ZM140 230H142V229H140ZM133 232L134 231H132L131 233H133ZM110 233H111V231H110ZM45 235H47V236L49 235L50 237L48 236L49 238H47V236L45 237ZM43 236H44V238H43ZM46 238H47V240L45 242ZM126 238L129 239V235ZM53 240H51V242H50L51 245H53L52 243H55L54 246L60 245L59 244L60 242L57 244ZM42 241L45 242L43 244L45 246L41 245ZM50 243L47 246H50ZM39 244L41 246H39ZM128 244L130 246L133 243L130 244L128 242ZM205 244H206V247H208V248L210 247V250L208 249L209 250L208 253L204 251L203 246ZM35 245H37V246L35 247ZM31 247H32V249H31ZM228 248H230V247H228ZM30 249L36 250V252L31 251ZM128 249L130 251V248H128ZM229 251H231V250H229ZM40 252H42V251H40ZM28 253H31V254H28ZM41 255H43V253ZM200 255H202L201 259H200ZM229 256H231V255H229ZM29 257H32V258H29ZM43 259H46V257L44 256ZM39 261H42V259ZM47 261H49V260H46L47 264H49V263L50 264H56L57 263L54 260L53 261L55 263H53V261L52 262H47ZM18 262H20V263H18ZM68 262H69V260L64 262V263L68 264ZM42 263L45 264V261ZM42 263L39 262L37 264H42ZM70 263L80 264L81 262L76 263L75 261H73V262L70 261ZM57 264H60V261Z\"/></svg>",
    "mask_w": 264,
    "mask_h": 264
},
{
    "label": "crops",
    "instance_id": "crops-1",
    "mask_svg": "<svg viewBox=\"0 0 264 264\" xmlns=\"http://www.w3.org/2000/svg\"><path fill=\"white\" fill-rule=\"evenodd\" d=\"M190 1L174 0V4L178 10H184L186 7H190ZM253 1L258 7H262V0ZM194 21L195 19L191 18L187 21L171 22L168 26L172 27L161 28L153 40V48L156 53L167 57V62L162 66H168L162 85L158 88L159 91L154 99L155 118L164 130L167 151L178 161L191 167H194L197 162L194 152L196 149L194 137H201L197 105L201 70L197 73V81L193 80L191 57L196 56L199 52L192 45L194 35L192 31L182 30L179 25H192L195 24ZM258 24L263 23L259 22ZM197 37L201 39L204 36L201 34ZM200 61L203 62V60ZM195 83H197L196 86H194ZM257 129L258 126L250 121L247 138H249L250 132L256 139L253 140L251 147L250 142L247 147L259 177L264 180V137L263 139L261 137L262 134L264 135V130L259 136L260 132L258 133ZM201 176L206 179L200 196L201 206L206 214L220 215L223 220L222 229L230 247L228 251L231 250L228 252V255H231L228 264H261L254 251L250 229L230 202L220 174L215 168H211L209 174L203 173ZM259 190L264 199V190L260 187Z\"/></svg>",
    "mask_w": 264,
    "mask_h": 264
},
{
    "label": "water",
    "instance_id": "water-1",
    "mask_svg": "<svg viewBox=\"0 0 264 264\" xmlns=\"http://www.w3.org/2000/svg\"><path fill=\"white\" fill-rule=\"evenodd\" d=\"M221 3L226 14L225 42L208 80L199 85L197 105L200 136L207 155L225 184L234 209L250 229L255 254L264 264V199L257 183L260 181L255 173L257 169L247 150V128L251 119L249 93L255 50L251 58L243 50L242 8L237 0H221ZM248 11L251 22L249 39L254 45L250 4ZM232 30L234 39L230 43ZM238 64L236 101L239 112L235 133L231 134L219 114V104Z\"/></svg>",
    "mask_w": 264,
    "mask_h": 264
},
{
    "label": "flooded vegetation",
    "instance_id": "flooded-vegetation-1",
    "mask_svg": "<svg viewBox=\"0 0 264 264\" xmlns=\"http://www.w3.org/2000/svg\"><path fill=\"white\" fill-rule=\"evenodd\" d=\"M221 19L222 20H220V23H219L220 24V26H219V32L220 33H218V35L215 37V39H213V41L210 38L208 40V43L211 44V46L208 49L207 54H205V61H204V64H203L204 65L203 66L204 70L202 71V69H201V74L199 76L200 77L199 79H201V80H199V82H202L203 84H205L206 81L208 80V78L210 76V73H211L215 63H216L220 53L222 52V50L224 48L225 25H226V14H225V12H224V15H222ZM233 39H234V30L231 31L230 36H229L230 43L233 42ZM238 77H239V64L235 66V68L233 70V74H232L231 80L229 81V83L227 85V88H228L229 84L232 83V82H235V84L237 85ZM224 96H225V94H224ZM224 96H223V98H224ZM208 158L210 159L209 156H208ZM213 166H214V164H213ZM214 168H215V166H214ZM215 170L217 171L216 168H215ZM227 194H228V192H227Z\"/></svg>",
    "mask_w": 264,
    "mask_h": 264
}]
</instances>
